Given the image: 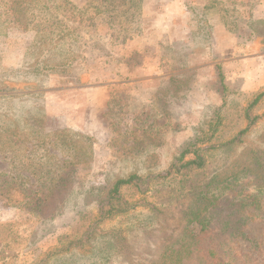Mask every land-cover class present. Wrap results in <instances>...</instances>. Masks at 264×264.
I'll return each mask as SVG.
<instances>
[{
    "label": "rangeland",
    "instance_id": "rangeland-1",
    "mask_svg": "<svg viewBox=\"0 0 264 264\" xmlns=\"http://www.w3.org/2000/svg\"><path fill=\"white\" fill-rule=\"evenodd\" d=\"M169 2L173 9L165 0H0V264H149L184 234L195 198L165 202L176 183L163 178L148 191L124 187L147 206L105 221L81 250L49 257L97 221L117 179L165 174L217 116L214 142L247 125L243 109L264 87V0L188 2L218 28L223 20L234 48L222 30L215 52L176 40L162 62L164 15L177 13ZM253 113L260 118L243 142L211 159L218 180L234 170L239 187L256 192L251 153L264 150V99ZM18 191L25 202L10 205ZM246 235L242 249L260 258L264 220L249 222Z\"/></svg>",
    "mask_w": 264,
    "mask_h": 264
},
{
    "label": "trees",
    "instance_id": "trees-1",
    "mask_svg": "<svg viewBox=\"0 0 264 264\" xmlns=\"http://www.w3.org/2000/svg\"><path fill=\"white\" fill-rule=\"evenodd\" d=\"M207 5L211 6L212 1H208ZM228 91V87L224 85L223 93ZM262 99H264V87L256 91L244 107L243 115L247 125L233 138L224 142H214L223 129L221 127L223 117L217 116L211 121L207 130H203L201 134L187 142L174 157L165 174L141 176L132 173L117 179L108 191L106 204L103 205L97 221L90 224L82 236L74 237L61 249L50 252L49 257L81 250L96 240L102 223L127 215L136 208L146 205L145 199L129 200L123 194L124 187L140 189L144 186L148 191L153 181L171 178L176 185L169 190L168 199L165 202L177 203L184 196H193L195 201L186 211L188 226L184 234L175 242L166 245L160 255L149 264H264V248L259 251L260 258H253L240 245V240L247 236V224L259 219L264 220L262 203L264 150L256 149L251 153V161L257 165L255 170L250 169V165L242 169L245 173L248 170H254L252 174L257 172L254 176L258 186L256 192L239 187L240 173L234 170L230 176L218 180L214 170L215 163L211 159L212 153L219 150L232 153L234 147L243 142L242 136L251 130L260 118V115H255L253 110ZM77 135H80L84 141L90 140L89 136ZM60 167V164H57V168L60 169ZM59 177L56 179L59 180ZM25 194L23 191L11 193L8 197L10 205L24 203Z\"/></svg>",
    "mask_w": 264,
    "mask_h": 264
},
{
    "label": "crops",
    "instance_id": "crops-1",
    "mask_svg": "<svg viewBox=\"0 0 264 264\" xmlns=\"http://www.w3.org/2000/svg\"><path fill=\"white\" fill-rule=\"evenodd\" d=\"M165 1L168 2L166 5L167 7H169L168 8L169 10L174 8V5H171L169 0H165ZM170 1H173V4L176 3L177 13L164 15L165 21H163L164 22L163 35H166V37L165 39L161 38L160 41H158V44L160 45L159 47L161 49L160 61L162 62L168 61L167 58H165L164 51L170 46L173 47L174 46L173 44L176 40L180 41L181 43L186 40L185 44L187 42V46L189 45V49L192 51L195 50V53H197L198 49H201V48H204L207 52L209 51L210 53L215 52V50H217L219 46L223 47L221 42H229L230 48H234L233 47L234 45L233 36L234 35L226 27L225 22L223 20L221 22L222 24L220 23L221 26L218 28L217 23L216 24L212 23L209 18L206 19L207 17L204 18L203 16H198L195 8L191 7L190 9L187 7V3L193 2V0H170ZM197 4H202L204 8L208 7L207 3H204V2L197 3ZM222 30L224 31V34L226 37L224 40H220L221 41L220 42L217 37V34L219 31H222ZM188 35L191 36L190 39L188 38L190 37ZM126 40L129 42V44H131V46L135 41L134 38H132V36L131 38H127ZM134 47L135 48L133 50H136L137 46L134 45ZM227 50H228L227 48H223L222 51L223 53H226ZM162 51H163V54H162ZM232 59L231 58L228 59L224 57L222 60L224 62V65L227 64L229 67L228 61ZM126 61H129V59H126ZM235 64H237V62ZM146 67H149V66L146 65L141 68L144 69L145 72H147V74H149L150 70ZM163 67H164V63L162 65V68ZM147 78L148 79L150 78L149 81L155 79L154 76H150ZM263 84L264 83H262V85ZM105 103H106V100L104 101L103 105H105Z\"/></svg>",
    "mask_w": 264,
    "mask_h": 264
}]
</instances>
